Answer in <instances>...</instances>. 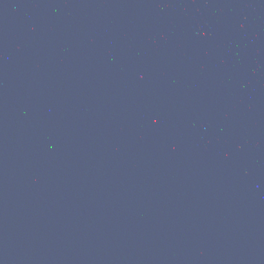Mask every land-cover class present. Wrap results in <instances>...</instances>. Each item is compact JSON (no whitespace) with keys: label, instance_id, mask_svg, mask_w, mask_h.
Returning a JSON list of instances; mask_svg holds the SVG:
<instances>
[{"label":"water","instance_id":"95a60500","mask_svg":"<svg viewBox=\"0 0 264 264\" xmlns=\"http://www.w3.org/2000/svg\"><path fill=\"white\" fill-rule=\"evenodd\" d=\"M0 264H264V0H0Z\"/></svg>","mask_w":264,"mask_h":264}]
</instances>
